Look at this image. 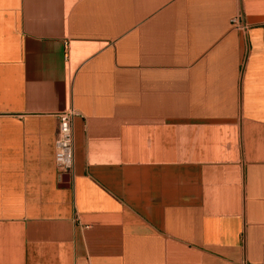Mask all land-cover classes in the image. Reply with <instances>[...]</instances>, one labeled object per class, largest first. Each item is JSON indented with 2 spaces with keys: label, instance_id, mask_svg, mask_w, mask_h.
<instances>
[{
  "label": "crops",
  "instance_id": "obj_1",
  "mask_svg": "<svg viewBox=\"0 0 264 264\" xmlns=\"http://www.w3.org/2000/svg\"><path fill=\"white\" fill-rule=\"evenodd\" d=\"M0 264H264V0H0Z\"/></svg>",
  "mask_w": 264,
  "mask_h": 264
},
{
  "label": "built area",
  "instance_id": "obj_2",
  "mask_svg": "<svg viewBox=\"0 0 264 264\" xmlns=\"http://www.w3.org/2000/svg\"><path fill=\"white\" fill-rule=\"evenodd\" d=\"M232 24L241 30L246 27L241 25L238 18L232 20ZM76 116L72 109L57 116L58 131L55 143V163L60 175H69L74 169V134L72 122Z\"/></svg>",
  "mask_w": 264,
  "mask_h": 264
},
{
  "label": "water",
  "instance_id": "obj_3",
  "mask_svg": "<svg viewBox=\"0 0 264 264\" xmlns=\"http://www.w3.org/2000/svg\"><path fill=\"white\" fill-rule=\"evenodd\" d=\"M64 179H65L64 181H67V179H68V178H67V177H65Z\"/></svg>",
  "mask_w": 264,
  "mask_h": 264
}]
</instances>
